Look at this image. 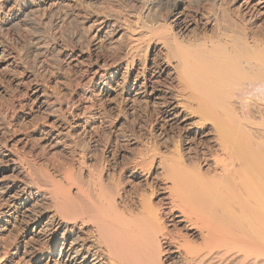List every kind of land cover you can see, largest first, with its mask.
Masks as SVG:
<instances>
[{"label":"bare ground","instance_id":"bare-ground-1","mask_svg":"<svg viewBox=\"0 0 264 264\" xmlns=\"http://www.w3.org/2000/svg\"><path fill=\"white\" fill-rule=\"evenodd\" d=\"M123 1L126 11L117 0H0V32L43 19L56 28L60 38L34 48L57 63L74 55L62 42L109 46L88 82L119 95L101 117L124 151L117 171L102 158L85 178L83 149L103 151L102 136L49 160L1 102L0 264H264V0ZM87 87L76 102L32 94L78 134L82 122L100 127Z\"/></svg>","mask_w":264,"mask_h":264},{"label":"rangeland","instance_id":"rangeland-1","mask_svg":"<svg viewBox=\"0 0 264 264\" xmlns=\"http://www.w3.org/2000/svg\"><path fill=\"white\" fill-rule=\"evenodd\" d=\"M84 1L91 5L103 4H100L102 0ZM117 1L123 11L129 8V6H126V1ZM20 24L16 29L0 32V45L6 54L4 60L0 59V103H10L9 116L13 125L22 131L26 129L30 134L33 150L38 151V154L43 152L49 157V160L53 158L65 160L76 157L82 149L81 142H91L102 136L107 142L103 151L96 148L83 149L84 165L88 170L84 177L88 178L87 175L89 174L96 175L97 167L102 158L104 159V166L111 173L114 170L117 171V167L122 166L124 163V151H117L109 143L111 120L108 117H106V120L105 117L101 116L103 112L111 114L114 112L115 102L119 100V95L113 97L114 94L108 93L107 90L102 92L103 85L101 83L88 82L90 63L96 55L108 58L111 55V49L105 42L96 45L93 44V41H90L89 44L75 45L62 42V44H67L68 50H72L74 55L57 63L53 56L38 54L34 48L36 44L41 45V41L48 40L51 37L60 38L59 33L54 32L56 28L50 23L48 24L46 19H43L41 23H37L33 28L27 27L24 23ZM60 30L66 34L75 31L76 26L75 24L63 25ZM7 57L10 58L9 61L5 60ZM83 84L88 86V96L86 94V98H84L87 99L85 100L88 102L86 104L92 106L93 110L100 112L99 117L95 118L100 127L97 130L94 128L91 130L88 127L84 129L86 125L82 122L80 129L77 131L78 134L74 130L67 131L68 127L64 120L66 114H63V109L56 108L52 110L42 104L41 101L44 97L35 98V95L32 94L34 88L38 87L40 88L39 92L43 89L47 94L49 92L54 93L61 101L73 99L76 102L78 96L82 99L80 93L77 92V86ZM113 98H115V101H112ZM141 112L138 111L133 114L132 118L123 120L122 125L130 128L138 117L141 118ZM47 162L41 157L36 160L38 167L47 168L51 172L52 170L46 165ZM119 175H116V180ZM121 175L120 177H126L123 172ZM142 182L133 180V183ZM18 227L19 225L15 223L14 226L3 232L6 243H14L15 239L18 238Z\"/></svg>","mask_w":264,"mask_h":264}]
</instances>
